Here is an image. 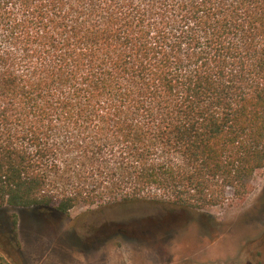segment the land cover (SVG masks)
Here are the masks:
<instances>
[{
  "label": "trees",
  "instance_id": "trees-1",
  "mask_svg": "<svg viewBox=\"0 0 264 264\" xmlns=\"http://www.w3.org/2000/svg\"><path fill=\"white\" fill-rule=\"evenodd\" d=\"M264 170V0H0L8 208L204 213ZM3 211V213H1Z\"/></svg>",
  "mask_w": 264,
  "mask_h": 264
},
{
  "label": "rangeland",
  "instance_id": "rangeland-1",
  "mask_svg": "<svg viewBox=\"0 0 264 264\" xmlns=\"http://www.w3.org/2000/svg\"><path fill=\"white\" fill-rule=\"evenodd\" d=\"M252 184L244 199L204 213L142 204L67 216L8 208L20 245L0 235V264H264V170Z\"/></svg>",
  "mask_w": 264,
  "mask_h": 264
}]
</instances>
